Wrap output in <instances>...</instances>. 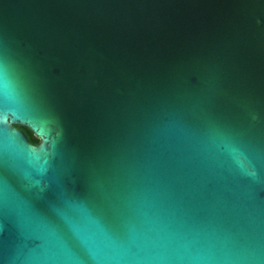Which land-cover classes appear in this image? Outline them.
I'll return each instance as SVG.
<instances>
[{
    "label": "water",
    "instance_id": "1",
    "mask_svg": "<svg viewBox=\"0 0 264 264\" xmlns=\"http://www.w3.org/2000/svg\"><path fill=\"white\" fill-rule=\"evenodd\" d=\"M4 107L0 264H264V0H0Z\"/></svg>",
    "mask_w": 264,
    "mask_h": 264
},
{
    "label": "snow or ice",
    "instance_id": "2",
    "mask_svg": "<svg viewBox=\"0 0 264 264\" xmlns=\"http://www.w3.org/2000/svg\"><path fill=\"white\" fill-rule=\"evenodd\" d=\"M44 105L45 106L48 105L46 101H44ZM11 114L12 113H10L9 111H7V107H4L3 109H0V127L6 126L5 125V118L8 115H11ZM14 118H16V117L14 116ZM32 119L34 120V122H36L38 124L39 123V120H40V116L39 115H35V116L32 117ZM37 130H40V129L37 128ZM31 151H39V149H35V150H31ZM100 213H101V215H102V217H103V219L105 221L106 227H99L98 225L97 226L109 238H112L114 240L121 239L123 234H122L121 229H120V221H119V219L116 216H114V215H112L110 213H106V212H100Z\"/></svg>",
    "mask_w": 264,
    "mask_h": 264
},
{
    "label": "trees",
    "instance_id": "3",
    "mask_svg": "<svg viewBox=\"0 0 264 264\" xmlns=\"http://www.w3.org/2000/svg\"><path fill=\"white\" fill-rule=\"evenodd\" d=\"M17 127L22 129L26 133V135H27V137L31 143L37 144L39 142V139L29 129H27L24 126H20V125H17Z\"/></svg>",
    "mask_w": 264,
    "mask_h": 264
}]
</instances>
